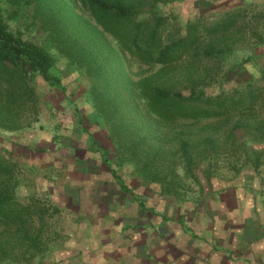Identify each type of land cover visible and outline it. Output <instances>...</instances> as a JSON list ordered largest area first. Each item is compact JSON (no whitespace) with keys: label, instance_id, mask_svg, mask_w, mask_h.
<instances>
[{"label":"trees","instance_id":"1","mask_svg":"<svg viewBox=\"0 0 264 264\" xmlns=\"http://www.w3.org/2000/svg\"><path fill=\"white\" fill-rule=\"evenodd\" d=\"M56 2L0 0V130L16 131L22 112L37 101L31 84L34 78L41 77L52 88H65L56 67L57 57H65L89 83L88 100L105 121L109 137L118 151L117 164L126 160L143 176L144 182L158 183L162 194L175 196L179 195L176 184L167 188L169 175L157 170L166 162L164 154L168 151L162 146L150 147L148 136L136 134V128L130 123L132 111L143 103L146 111L160 124L174 125L184 120L228 121L236 111H254L257 103H264V93L251 90L252 84L231 92L226 91L223 84L216 86L213 85L216 81H209V73L214 71L216 62L224 52L231 51L227 34L238 24V15L227 12L206 23L203 15L195 13L196 8L195 15L186 14L189 20L186 29L183 31L175 25L173 32L168 15L162 14L160 8L140 9L147 3L145 0H78L102 31L93 27L97 36L84 32L82 36H75L59 25L53 12ZM183 2V11L185 5L186 9L191 8L186 0ZM32 7L33 14L29 10ZM65 7L73 9L71 3ZM24 10L32 14V31L40 27L48 32L43 43L12 28L10 22H15ZM221 44L228 46L222 48ZM128 57L148 68L139 73L137 81L132 80L127 70ZM186 60L188 67L204 63L212 66L208 65L203 77L190 73L186 87L178 89L171 83L168 70ZM156 65L161 68L151 72ZM260 70L264 72V66H260ZM208 142L212 144L211 137ZM181 149L191 160L187 143H183ZM167 163L170 168L175 164L170 160ZM14 164L0 155V230L13 236L18 247H26L27 242L23 255L31 264L30 259L35 255L50 251L49 246L40 245L45 216L52 207L37 199V195L25 192L26 184L18 181L17 165ZM22 197L26 201L20 200ZM36 218L42 224L38 232L33 228ZM11 254L0 239V264L14 259ZM14 263L18 264L16 260Z\"/></svg>","mask_w":264,"mask_h":264},{"label":"crops","instance_id":"2","mask_svg":"<svg viewBox=\"0 0 264 264\" xmlns=\"http://www.w3.org/2000/svg\"><path fill=\"white\" fill-rule=\"evenodd\" d=\"M186 3L187 15L246 17L256 26L254 45L261 46V57L252 60L264 63V0ZM91 106L69 108L82 118L52 119L45 135H31L26 143L25 173L37 182H25V191L46 195L50 216L65 212L70 219L55 232L53 264H264V163L247 157L233 179L208 183L206 199L180 202L117 171L108 160L109 133L88 113L96 115ZM29 148L41 155H30Z\"/></svg>","mask_w":264,"mask_h":264},{"label":"rangeland","instance_id":"3","mask_svg":"<svg viewBox=\"0 0 264 264\" xmlns=\"http://www.w3.org/2000/svg\"><path fill=\"white\" fill-rule=\"evenodd\" d=\"M145 1L147 3L140 9L147 11L152 8H160L162 14L168 15L173 32L176 31V26H179L183 31L186 29L187 22L189 21L186 10L189 11L190 8L186 9L187 6L185 5L183 11L182 7L185 4L183 0ZM68 3H71L73 6V11L65 7ZM53 8V12L56 13L59 19V25L75 36H82L83 32L97 36L93 27L102 31L92 19L89 11L78 0H57ZM29 10L33 14L34 7L29 8ZM32 14L30 12L26 13L25 10L22 11V14L15 22H10L11 26L14 30L20 29L25 37L43 43L48 32L40 29V27L33 31L31 30ZM245 18L242 16L238 21L239 24L228 32L227 44L230 45L231 51L227 50L226 53L224 52L216 62L217 65H215L214 71L212 70V73H209V81L211 83L216 81L213 84H217L216 86L223 84V88L231 92L242 90L248 87V84H252L251 90L264 93V72L260 70V66H264V63L252 60L254 57L257 59L261 57L258 55L261 46L254 45L253 39L257 38L252 37V31H255L256 26L251 22H246ZM203 19L206 23L215 20L214 15H211V13L206 14ZM92 28L94 32H90L93 31ZM106 37L115 46L117 45L112 37L108 35ZM202 42L204 43L203 40ZM227 44H221L222 48L226 47ZM250 53H253V56ZM127 61V70L132 80H139V73L147 71L148 68L146 66H139L130 57H128ZM187 63V60L185 63L179 62L177 66L168 70L169 77L172 78L171 83L177 85L178 89L186 87L185 84L190 73L203 77L207 68L212 66L211 63H204L200 66L194 64L193 67H188ZM56 65L59 74L64 80L65 88H52L41 77L34 78L31 84L35 89L37 101L35 100L34 103H30L27 111L22 112L16 124V131L11 133L0 130V155L11 159L13 164L15 163L14 165L18 166L16 168L18 170L17 176L19 182L23 181L27 182V184L30 182L36 184L37 182V180L34 181V175H31L30 178L33 180L29 181V176L25 173L28 167L22 162L25 157L26 148L28 149L29 147L26 143L31 139V135L37 133L43 134L42 131L44 129L49 130V127L45 125H47V122H51L50 120L52 119L56 121H59L58 119L71 120L70 117L73 114L79 119L81 116L78 113L68 109L73 106L77 107L80 102L92 105L87 97L89 83L84 78V75L79 73L65 57L58 56ZM160 68L161 66L156 65L151 72H157ZM195 75L192 76L193 79H196ZM76 100L78 103H74ZM253 110L236 111L228 121L222 119L184 120L174 125H169L160 124L156 121V118L149 114L144 108V104L141 103L138 109L132 111L130 123L136 128L137 135L148 136L151 141L150 147L162 146L165 151H168L164 154L166 162L157 168L163 175H169L168 182L165 184L167 188L172 186L168 185L174 183L179 193V195L175 194L178 201L195 202L206 199V195L210 194V192L204 193V189L206 191L209 190L208 183H212L218 178L231 180L234 178L233 176H237L239 171L244 168L245 160H250L247 157H251L252 161L264 163V103H257L256 108ZM88 113L91 117L98 119L100 117L104 126V119L96 111V115L89 109ZM104 129L102 132L103 136L107 137L106 130ZM210 137L212 144L208 142ZM183 143H187L188 145L191 160H188V157L186 158L183 155L184 151L181 149ZM110 146V151L113 154V157L109 159L110 163L127 181L138 179L137 181H140L142 185H150L149 187L155 188L157 191L161 190V185L158 183L144 182L143 176L136 173V168L129 162H126V160L118 165L116 161L118 156L117 148L113 142ZM32 149L34 151H31L30 155H41V153L35 151V148ZM168 160L174 161L176 165L173 164L170 168V165L167 163ZM36 168L31 172L37 170ZM38 181L39 183L43 182L41 178ZM137 190L139 191V189ZM143 192L142 190L141 193L143 194ZM37 199L46 202L49 198L41 194L37 196ZM20 200L26 201L25 197H22ZM147 205L148 203L146 202ZM50 213H53V211ZM50 213L48 214L50 218L47 216L49 220L45 221V227H43V243L40 245L42 247L44 245L49 246L47 248L50 251L35 255L32 260L30 259L31 264H53L58 259L55 256L56 254H54L55 232H58V226H69L70 219L65 212L58 215L54 213L51 216ZM41 226L42 224L36 218L33 228L38 232ZM0 239L3 242L4 248L11 252L14 258L2 264H17L14 263L15 260L18 264L23 262H25L24 264L29 263L28 258H24L25 255H23L27 250V242L25 244L26 247H18L13 236L6 234L3 229L0 230Z\"/></svg>","mask_w":264,"mask_h":264}]
</instances>
